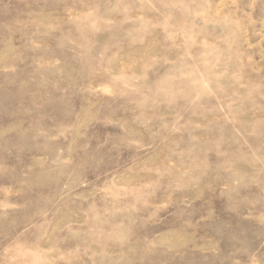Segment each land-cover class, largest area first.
Returning <instances> with one entry per match:
<instances>
[{
  "label": "rangeland",
  "instance_id": "1",
  "mask_svg": "<svg viewBox=\"0 0 264 264\" xmlns=\"http://www.w3.org/2000/svg\"><path fill=\"white\" fill-rule=\"evenodd\" d=\"M0 264H264V0H0Z\"/></svg>",
  "mask_w": 264,
  "mask_h": 264
}]
</instances>
